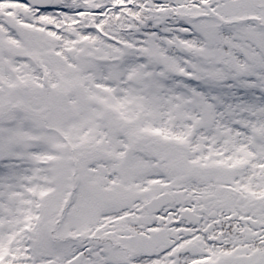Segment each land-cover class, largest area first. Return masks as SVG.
<instances>
[{
  "label": "snow or ice",
  "instance_id": "obj_1",
  "mask_svg": "<svg viewBox=\"0 0 264 264\" xmlns=\"http://www.w3.org/2000/svg\"><path fill=\"white\" fill-rule=\"evenodd\" d=\"M0 264H264V0H0Z\"/></svg>",
  "mask_w": 264,
  "mask_h": 264
}]
</instances>
